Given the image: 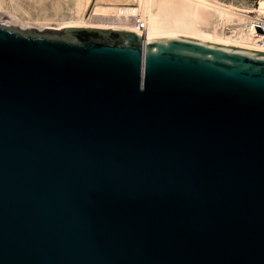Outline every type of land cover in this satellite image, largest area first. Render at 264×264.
Returning a JSON list of instances; mask_svg holds the SVG:
<instances>
[{
    "label": "water",
    "instance_id": "1",
    "mask_svg": "<svg viewBox=\"0 0 264 264\" xmlns=\"http://www.w3.org/2000/svg\"><path fill=\"white\" fill-rule=\"evenodd\" d=\"M0 264H264V52L0 25Z\"/></svg>",
    "mask_w": 264,
    "mask_h": 264
},
{
    "label": "bare ground",
    "instance_id": "2",
    "mask_svg": "<svg viewBox=\"0 0 264 264\" xmlns=\"http://www.w3.org/2000/svg\"><path fill=\"white\" fill-rule=\"evenodd\" d=\"M4 1L0 0V8ZM92 4L87 15L85 11ZM46 7L51 15L42 11L43 16L40 11L39 15L43 17L35 19L39 30L69 27L114 29L264 52V42L263 45L258 43L259 34L249 28L257 19H264V0H259L255 7L222 0H50ZM6 16L10 21L20 23L22 28L31 27L9 11ZM0 25L7 24L0 22Z\"/></svg>",
    "mask_w": 264,
    "mask_h": 264
},
{
    "label": "rangeland",
    "instance_id": "3",
    "mask_svg": "<svg viewBox=\"0 0 264 264\" xmlns=\"http://www.w3.org/2000/svg\"><path fill=\"white\" fill-rule=\"evenodd\" d=\"M7 1V2H6ZM14 1V2H13ZM17 3H16V2ZM33 3H32V2ZM42 1L44 2L42 4ZM223 2L226 3H232V4H247V6L249 7H255L258 5V1L259 0H222ZM49 2L50 0H41V1H36V0H5L2 4V7L0 8V22H3L5 24H7V27H11V28H16L19 29L21 31H31L37 34H44V35H55V34H59L62 33L64 31H66V28L64 29H60V30H56V29H44V30H39V25L36 24L35 19L39 18L42 14L43 16L46 14L51 15L50 9H48L49 6ZM6 4V5H5ZM13 4V5H12ZM17 4V5H16ZM33 4H35V7ZM40 4V5H39ZM42 4V5H41ZM10 5V6H9ZM45 5V6H44ZM8 6V7H7ZM34 6V7H33ZM40 6V7H39ZM42 6V9H41ZM44 7V8H43ZM46 7V8H45ZM93 7V4L90 5L87 10L85 11V13H87V15L90 13L91 9ZM3 9V10H2ZM39 10V11H38ZM4 11V12H3ZM7 11H9L12 14H15V16H17L20 19V22L23 23H28V25H30L31 27H21L20 23H15L13 21H10V18H8L6 16ZM12 11V12H11ZM36 11V12H35ZM41 11V15L40 14ZM45 14L43 13V12ZM38 13V14H37ZM37 15V16H36ZM29 18H28V17ZM41 16V17H43ZM35 17V18H34ZM25 21V22H24ZM30 21V22H29ZM34 21V22H33ZM19 22V21H18ZM51 27H53L54 25H50ZM21 28V29H20Z\"/></svg>",
    "mask_w": 264,
    "mask_h": 264
},
{
    "label": "built area",
    "instance_id": "4",
    "mask_svg": "<svg viewBox=\"0 0 264 264\" xmlns=\"http://www.w3.org/2000/svg\"><path fill=\"white\" fill-rule=\"evenodd\" d=\"M140 27H143L142 24H140ZM250 29H252L253 31H255V33L259 34V38L260 39L258 41L259 44L263 45L264 42V19H257L254 23H252L249 26Z\"/></svg>",
    "mask_w": 264,
    "mask_h": 264
}]
</instances>
